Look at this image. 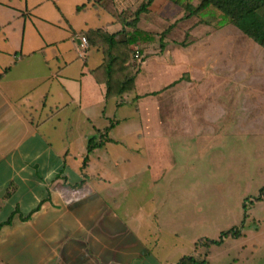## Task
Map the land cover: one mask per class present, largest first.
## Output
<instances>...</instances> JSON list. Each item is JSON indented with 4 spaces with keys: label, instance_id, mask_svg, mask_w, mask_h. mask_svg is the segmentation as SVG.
Returning <instances> with one entry per match:
<instances>
[{
    "label": "crops",
    "instance_id": "crops-1",
    "mask_svg": "<svg viewBox=\"0 0 264 264\" xmlns=\"http://www.w3.org/2000/svg\"><path fill=\"white\" fill-rule=\"evenodd\" d=\"M146 1L0 0V264H177L156 252L160 244L188 252L177 260L212 264L204 240L218 239L198 234L194 207L159 206L150 184L176 165L170 136L188 128L182 117L199 105L193 87L229 82L231 41L244 34L186 17L185 3L199 0H152L137 28L156 38L132 46L143 59L135 89L107 99L92 73L103 63V33L120 32L119 16ZM247 48L235 65L244 77L243 67L264 60ZM101 133L111 142L89 152ZM66 190L83 194L68 201ZM263 226L245 223L238 238L211 247L224 249L226 264L244 255L257 264Z\"/></svg>",
    "mask_w": 264,
    "mask_h": 264
},
{
    "label": "rangeland",
    "instance_id": "rangeland-1",
    "mask_svg": "<svg viewBox=\"0 0 264 264\" xmlns=\"http://www.w3.org/2000/svg\"><path fill=\"white\" fill-rule=\"evenodd\" d=\"M239 37L231 41L234 57L230 68L224 70L229 82L217 84L214 78L212 83L193 87L192 90L198 92L199 105L182 117V124H187L188 128L176 133L177 139L175 135L170 136L176 165H168L165 178L155 186L150 184V197L156 198L159 206L167 202L171 206L194 207L200 221L198 234L203 238L218 239L222 232L233 228L241 230L245 223L253 220L264 223V196L256 200L264 188V60L256 59L251 67H243L246 77L240 76L235 66L239 64V55L249 54L248 45L254 44L261 51L264 48L245 35ZM262 55L256 56L261 58ZM252 71H256L257 77L251 79L248 74ZM142 114L151 122L146 112ZM167 126L173 125L166 123ZM198 129L202 131H195ZM140 167L139 163L134 165L136 171ZM260 236L257 251L262 256L257 264H264V226ZM210 248L214 257L209 262L227 263L223 248ZM156 250L171 262H179L178 255L188 254L185 249V252L169 247L163 249L162 244ZM244 256L240 264H255L252 257L246 260Z\"/></svg>",
    "mask_w": 264,
    "mask_h": 264
},
{
    "label": "trees",
    "instance_id": "trees-1",
    "mask_svg": "<svg viewBox=\"0 0 264 264\" xmlns=\"http://www.w3.org/2000/svg\"><path fill=\"white\" fill-rule=\"evenodd\" d=\"M174 1L176 4L184 5L180 0ZM151 2L152 0L144 2L135 12L120 15L118 22L123 25L120 32L116 34L103 33L107 43L103 48V63L92 73L97 81L105 85L107 99L120 98L135 89L136 78L143 59L140 63L135 61V51L132 46L154 42L156 38L155 35L145 33L137 28L140 14L147 11ZM185 5V10L188 12L186 17L195 15L204 21L206 18H210L215 27L233 26L254 43L264 48V18L259 14V11L264 7V0H199L197 7H190L189 3H185ZM207 14L209 16H206ZM139 52L142 57L140 48ZM106 133H101L99 139L95 138L89 141V152L103 146L107 141L111 142L105 138ZM263 196L264 188L256 200H262ZM240 233V229L233 228L222 232L218 240L205 239L204 244L207 247L219 246L228 237L238 238ZM177 264H208V262L194 256H186Z\"/></svg>",
    "mask_w": 264,
    "mask_h": 264
},
{
    "label": "built area",
    "instance_id": "built-area-1",
    "mask_svg": "<svg viewBox=\"0 0 264 264\" xmlns=\"http://www.w3.org/2000/svg\"><path fill=\"white\" fill-rule=\"evenodd\" d=\"M87 45H88L87 39L85 37H82L81 38V44L79 47V54L80 55H82V56L85 55ZM134 51H135L134 52L135 61L137 63H140L142 61V57L140 55L139 48H135ZM65 193H66L68 201H74V200L78 199L83 194V191H81V190H66Z\"/></svg>",
    "mask_w": 264,
    "mask_h": 264
}]
</instances>
